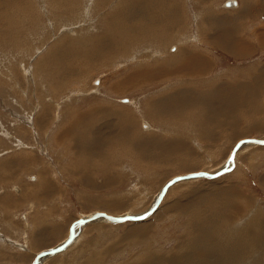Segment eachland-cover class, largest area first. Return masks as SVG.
Returning <instances> with one entry per match:
<instances>
[{
  "label": "rangeland",
  "instance_id": "obj_1",
  "mask_svg": "<svg viewBox=\"0 0 264 264\" xmlns=\"http://www.w3.org/2000/svg\"><path fill=\"white\" fill-rule=\"evenodd\" d=\"M226 1L0 0V264L264 139V0ZM77 231L39 264H264V145Z\"/></svg>",
  "mask_w": 264,
  "mask_h": 264
},
{
  "label": "water",
  "instance_id": "obj_2",
  "mask_svg": "<svg viewBox=\"0 0 264 264\" xmlns=\"http://www.w3.org/2000/svg\"><path fill=\"white\" fill-rule=\"evenodd\" d=\"M226 5H230V1L226 2ZM255 141H264V139H260V138H245L241 141H239L237 143V145L234 147V150L231 154L230 157V162H231V166L230 165H225L224 167H222L221 169H219L218 171L214 172V173H210L207 171H200V172H193V173H189V174H185V175H181V176H177L173 179H171L162 189L161 193H160V197L158 199V201L156 202V204H154L147 212L141 214V215H126V216H112L103 212H96L92 215H90L89 217L86 218H80L79 220H77L71 227L70 229V234L67 238V240L62 243L61 245H58L56 247L50 248L48 250L45 251H41L39 252L33 263L32 264H39L40 263V259L42 257H45L47 255H53L56 254L58 252L63 251L68 245H69V241L71 240L72 242L74 241V239L76 238L78 231L76 232V228L78 226L84 225L85 223H88L90 221L96 220L98 218H106L112 222L118 223V222H124V221H140L145 219L146 217H148L152 212H154L156 210V208L158 207L160 201L163 199V197L165 196L168 187L173 185L174 183H176L177 181L180 180H185V179H193V178H199V177H209V178H217L219 176H221L222 174L231 171L232 168H234V156L236 154V151L243 145L246 144H264V143H255ZM243 142V143H242ZM111 218V219H110ZM57 249H60V251H57Z\"/></svg>",
  "mask_w": 264,
  "mask_h": 264
},
{
  "label": "bare ground",
  "instance_id": "obj_3",
  "mask_svg": "<svg viewBox=\"0 0 264 264\" xmlns=\"http://www.w3.org/2000/svg\"><path fill=\"white\" fill-rule=\"evenodd\" d=\"M228 1H230V5H226V2H225V6L226 7H235V6H238V4H239V1L238 0H228ZM223 47V46H222ZM197 56V55H196ZM192 58V57H191ZM196 58V57H195ZM194 58V59H195ZM196 61V60H195ZM197 61H199L198 60V57H197ZM187 63H185V64H188L189 65V63H188V61H186ZM184 64V65H185ZM187 65V66H188ZM186 66V65H185ZM191 68H193V67H191ZM190 68V69H191ZM194 70H195V68H194ZM196 73V72H195ZM217 89V88H216ZM147 124V127H149L148 125V123H146ZM261 139V138H260ZM253 145V144H252ZM255 145H264V144H255ZM237 152V151H236ZM207 172H209V171H207ZM216 172V171H215ZM228 172H230V171H228ZM228 172H226V173H228ZM210 173H214V172H210ZM226 173H224V174H226ZM223 175V174H222ZM201 178H209V177H199V178H193V179H201ZM193 179H185V180H193ZM180 181H184V180H180ZM177 182H179V181H177ZM176 182V183H177ZM175 184V183H174ZM172 186V185H171ZM171 186H169L168 187V189L171 187ZM166 195V194H165ZM163 199H164V197H163ZM162 199V200H163ZM162 200L160 201V203L162 202ZM160 203H159V205H160ZM158 205V206H159ZM96 212H103V213H106V214H109V213H107V212H104V211H96ZM95 212V213H96ZM147 212V211H146ZM145 213V212H144ZM92 214H94V213H92ZM92 214H90V215H92ZM141 214H143V213H141ZM141 214H131V213H128V214H124V215H113V214H109V215H112V216H126V215H135V216H137V215H141ZM90 215H88V216H84V217H82V218H86V217H89ZM98 220H103V221H107V222H112V221H110V220H108V219H106V218H104V217H102V218H98V219H96V220H93V221H98ZM90 222H92V221H90ZM124 222H128V221H124ZM113 223H115V222H113ZM118 223H120V222H118ZM121 223H123V222H121ZM258 233V232H257ZM244 236V235H243ZM245 238H246V236H245ZM67 240V239H66ZM65 240V241H66ZM237 240V239H236ZM245 240V239H244ZM64 241V242H65ZM246 242H248V240H245ZM64 242H62V243H64ZM250 242V241H249ZM62 243H60L59 245H61ZM58 246V245H57ZM56 247V246H55ZM249 251V250H248ZM58 253H60V252H58ZM57 254V253H56ZM54 255V254H53ZM49 256H52V255H47V256H45V257H42L41 259H40V261L42 260V259H44V258H46V257H49ZM147 262V261H146ZM149 262V261H148ZM175 263V262H174ZM148 264V263H147ZM170 264V263H169Z\"/></svg>",
  "mask_w": 264,
  "mask_h": 264
},
{
  "label": "snow or ice",
  "instance_id": "obj_4",
  "mask_svg": "<svg viewBox=\"0 0 264 264\" xmlns=\"http://www.w3.org/2000/svg\"><path fill=\"white\" fill-rule=\"evenodd\" d=\"M243 143V142H242ZM255 143H264V141H255ZM34 179V178H33ZM111 219V218H110ZM72 243V241L70 240L69 241V244H71ZM57 251H60V249H57Z\"/></svg>",
  "mask_w": 264,
  "mask_h": 264
}]
</instances>
